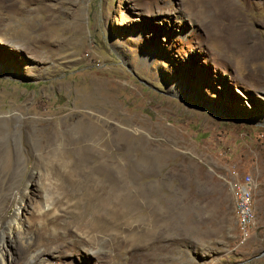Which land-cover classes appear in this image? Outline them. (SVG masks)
<instances>
[{
  "label": "rangeland",
  "instance_id": "1",
  "mask_svg": "<svg viewBox=\"0 0 264 264\" xmlns=\"http://www.w3.org/2000/svg\"><path fill=\"white\" fill-rule=\"evenodd\" d=\"M0 21V264H264V0H0Z\"/></svg>",
  "mask_w": 264,
  "mask_h": 264
},
{
  "label": "bare ground",
  "instance_id": "2",
  "mask_svg": "<svg viewBox=\"0 0 264 264\" xmlns=\"http://www.w3.org/2000/svg\"><path fill=\"white\" fill-rule=\"evenodd\" d=\"M23 4V3H22ZM25 6V9L26 10H28V6H27V4H24ZM20 6H21V4H20ZM23 7V8H24ZM18 8H21V7H18ZM17 8V9H18ZM22 8V9H23ZM24 9V10H25ZM18 11V10H17ZM19 12V11H18ZM23 12V11H22ZM21 12V14H24V13H22ZM28 12V11H27ZM15 16H16V14H15ZM11 25L10 24H6V22L5 21H0V33H3V32H7L9 29H11ZM4 28V29H3ZM13 29V28H12ZM3 35V34H2ZM4 36V35H3ZM245 44V43H244ZM89 106H90V108H95L92 104H88ZM87 105V106H88ZM96 106V105H95ZM98 106V105H97ZM100 107V106H99ZM97 108V107H96ZM97 111V110H96ZM67 116V115H66ZM90 120H92V118L89 116V115H87V114H81V113H71V114H69L66 118H65V123L66 124H71L72 125V127L73 128H77L78 129V131L79 132H81V134L82 135H84L85 137H87V135H88V129H89V127L91 126V125H89V122H90ZM75 121H77L75 124H74V122ZM10 122H11V120H10ZM8 123V122H7ZM45 124H47V126H48V130H47V133H48V136L47 137H49V140L46 142L48 145L50 144V145H56V144H58V142H60V139H59V137H60V135H58L59 133H58V131H55V129H54V127H53V125H51L49 122H45ZM55 126H57V125H55ZM1 130V129H0ZM53 130V131H52ZM54 135V139L51 137V136H53ZM57 135V136H56ZM59 136V137H58ZM64 136V135H63ZM89 137V136H88ZM63 137L61 136V139H62ZM65 138V137H64ZM87 140V139H86ZM89 140H91V138L89 139ZM66 141H68V139L66 140ZM45 142V141H44ZM43 142V143H44ZM90 142V141H89ZM49 145V146H50ZM60 145V144H59ZM90 145V144H89ZM47 146V145H46ZM44 147V146H43ZM48 147V146H47ZM90 147V146H89ZM49 148H51V147H49ZM57 148V147H56ZM55 148V149H56ZM54 149V150H55ZM12 151V148H11V145H10V143H9V141H8V139L5 137V135H4V133L2 132V131H0V157L2 156V155H4V154H7V153H10L11 151ZM2 160V159H1ZM0 160V161H1ZM58 166V165H57ZM65 166V165H64ZM67 166V165H66ZM65 166V167H66ZM64 167V168H65ZM55 168V167H54ZM62 168V167H61ZM63 168V169H64ZM69 168V167H68ZM72 168V167H71ZM113 168V167H112ZM123 168V167H122ZM60 169V168H59ZM70 169V168H69ZM111 169V168H110ZM51 171V174L53 175V176H57L58 175V173H57V169L55 170V169H53V167L50 169ZM61 170V169H60ZM66 170H68L67 168H66ZM65 170V171H66ZM121 170V167L119 166V165H115L114 166V168H113V172H119ZM13 171V170H12ZM11 171V172H12ZM62 171V170H61ZM67 172V171H66ZM121 172V171H120ZM69 173V172H68ZM62 174V173H61ZM11 175V174H10ZM63 175V174H62ZM60 176V175H59ZM52 177V176H51ZM60 177H62V176H60ZM60 177H58V178H60ZM33 178V177H32ZM49 179V178H48ZM47 179V180H48ZM61 180V179H60ZM63 180H66V179H63ZM63 183H64V181H62ZM50 184V183H49ZM64 185V184H63ZM46 186V185H45ZM55 188V187H54ZM63 188H64V186H63ZM53 188H52V186H47V188L45 189V193L47 194V201H45V202H48L49 204H47V207L48 206H50L53 202H51V200H50V196H51V193H53ZM52 191V192H51ZM2 194V193H1ZM24 199V198H23ZM2 201V200H1ZM23 203V201L20 203V204H22ZM46 207V206H45ZM115 207V206H114ZM116 207H118V206H116ZM99 208H100V206H99ZM108 208V207H107ZM19 211V210H18ZM101 211V210H100ZM45 218V217H44ZM82 218V217H81ZM42 220H43V218H42ZM44 221V220H43ZM78 221V220H77ZM44 222H46V221H44ZM5 228L8 230V231H13V232H18L19 233V238H20V240H21V242L23 243V245H24V250L21 252L24 256H25V258L27 259V263H29V261H30V257H33V255H34V250H33V244H32V242H31V238L30 237H28V236H26V237H24V236H21V234H22V226H21V224L20 223H18L17 222V220H16V215H15V217L14 218H12L6 225H5ZM68 234H71V231H68ZM69 237V236H68ZM46 243V242H45ZM44 243V244H45ZM48 243V242H47ZM59 247H57V248H59V251H58V253L60 254V257H65V256H68L71 252H73L76 248H75V246L73 245V247L72 246H70V245H68V244H66V241H60L59 242ZM47 246V248L49 247L50 248V245H46ZM32 251H33V253H32ZM47 251V250H46ZM45 251V252H46ZM49 251H47V253H48ZM33 254V255H32ZM36 262L37 261H39L38 259H40V256H36Z\"/></svg>",
  "mask_w": 264,
  "mask_h": 264
},
{
  "label": "built area",
  "instance_id": "3",
  "mask_svg": "<svg viewBox=\"0 0 264 264\" xmlns=\"http://www.w3.org/2000/svg\"><path fill=\"white\" fill-rule=\"evenodd\" d=\"M230 189L235 194L234 209L240 234L247 238L255 222L253 211L254 181L251 176L246 175L240 181L231 183Z\"/></svg>",
  "mask_w": 264,
  "mask_h": 264
}]
</instances>
